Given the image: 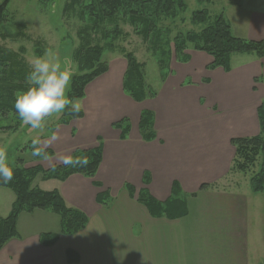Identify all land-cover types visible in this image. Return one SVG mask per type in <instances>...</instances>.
<instances>
[{
  "label": "crops",
  "instance_id": "1",
  "mask_svg": "<svg viewBox=\"0 0 264 264\" xmlns=\"http://www.w3.org/2000/svg\"><path fill=\"white\" fill-rule=\"evenodd\" d=\"M231 2L245 10L247 37L241 38L264 42V0ZM186 54L190 60L172 61L161 89H153L157 95L143 102L125 96L126 61L114 60L107 73L87 86L84 117L69 124H50V133L41 135L40 146L54 151V156L37 160L45 169L64 164V156H72L74 148L96 147L101 139L103 159L95 178L73 174L65 181L47 180L40 174L33 183L44 190L58 189L68 206L88 216V224L75 234H62L53 245H44L41 234L58 232L60 217L44 209L23 212L18 219V236L0 250L1 258H16L19 264H256L248 256L245 224L242 232L236 216H228L234 193L226 189L224 181L234 173L233 138L260 133L264 56L238 53L244 58L234 62V54L232 70L226 72L222 67L209 68L213 57L207 52L188 48ZM120 94L129 106L140 108L136 124H130L129 110H113L121 104ZM247 94L250 101L255 100L253 108H244ZM143 109L154 113L156 138L152 141L141 135ZM125 118L130 131L122 139L114 124ZM83 130L88 136L82 135ZM174 182L178 196L188 203L186 216L154 217L138 201L139 191L147 188L158 201L165 202L174 196ZM126 184L133 186V193ZM102 190L110 193L108 205L98 201ZM15 198L2 215L8 214ZM87 227H98L102 232L93 229L81 235ZM21 228L30 232L29 237L22 236ZM68 250L78 261H69Z\"/></svg>",
  "mask_w": 264,
  "mask_h": 264
},
{
  "label": "trees",
  "instance_id": "2",
  "mask_svg": "<svg viewBox=\"0 0 264 264\" xmlns=\"http://www.w3.org/2000/svg\"><path fill=\"white\" fill-rule=\"evenodd\" d=\"M85 0H69L67 7L83 4ZM4 5L0 7V17L7 16ZM188 9L187 0H88V4L83 10L85 17L86 11L92 15L93 26L88 28L97 29L105 21L114 22L118 17L125 18L135 27L138 33L142 34L146 40L151 41L150 47L158 57L160 69L167 68V58L172 54L169 47L168 35L171 33L169 27H162L166 20H174ZM118 16L117 18H115ZM3 18V17H2ZM6 19V17H4ZM193 24L202 26L201 32H189L177 35L174 39L175 53L178 60L188 62L190 55L185 51L189 44H193L195 50L204 51L213 57V62L209 65L210 69L222 67L226 72L232 70L231 58L238 53H256L259 57L264 56V42L247 40L236 36L223 15H217L212 20L208 10L195 11L192 16ZM117 29V28H116ZM164 32L166 39L164 40ZM110 33H106L108 37ZM87 51L79 54L81 70L83 73L75 75L72 79L70 98H84L86 87L96 78L109 71V64L102 61L103 50L115 48L112 41L106 44L92 45L89 41L81 45ZM171 52V53H169ZM128 60L123 89L126 94L137 102H143L148 98H153L157 94L149 88L145 80L143 65L133 53L127 52L125 55ZM166 61V62H165ZM85 67V69H84ZM29 68L25 62L19 59V55L13 51H8L0 45V110L2 113L14 112L16 91L26 90L27 84L25 77ZM67 114H71V109H67ZM72 116L82 118L84 111ZM260 122V133L256 136L246 138H234L232 143L236 147L232 170L247 172L255 166L258 160L259 169L252 173L250 177L251 189L257 194L264 192V101L258 108ZM64 123H69L65 120ZM121 130L122 139H126L130 124L127 118L114 124ZM140 131L142 138L152 141L156 138L154 131V113L152 110L143 109L141 112ZM100 144L84 150H76L73 157L86 156L90 163L86 167H70L65 164H58L49 169L39 165L26 167L22 158L16 160L15 164H10L14 170V176L10 183L0 180V186L10 188L14 191L16 199L13 203L10 214L5 218H0V249L13 237L18 235L17 224L22 212H29L35 209H50L60 215L61 229L57 233H44L41 242L44 245H53L62 234L72 235L83 229L89 221L88 216L80 209L68 206L64 196L58 189L44 190L34 187L35 178L42 174L44 179H58L65 181L73 174H83L90 178H95L103 159V145ZM35 148V147H34ZM36 151V148L34 149ZM47 158L54 156V151L44 149ZM37 159H45L43 156H35ZM233 170V171H234ZM146 183H148L146 179ZM94 184L101 187L102 184L95 181ZM174 196L165 202L158 201L147 190L143 188L139 191L138 201L143 203L150 214L154 217H168L171 219L181 218L188 214V203L186 199L178 196L177 183L174 182ZM130 192H134L131 184H126ZM108 190L98 194V201L103 205L110 202ZM69 261H78L77 255L68 250Z\"/></svg>",
  "mask_w": 264,
  "mask_h": 264
},
{
  "label": "rangeland",
  "instance_id": "3",
  "mask_svg": "<svg viewBox=\"0 0 264 264\" xmlns=\"http://www.w3.org/2000/svg\"><path fill=\"white\" fill-rule=\"evenodd\" d=\"M67 2H69V0H0V7L4 5V8L7 10V16H3L2 14L0 17V45L8 51L17 53L19 59L24 61L28 68L30 60L43 56L46 50L50 51L58 58L64 70L74 73V77L75 75L83 73L80 66V58H78L79 54H85L87 51L81 46L83 42L89 41L92 45L100 44L102 46L106 44L107 41H112L115 48L113 50L107 48L103 50L102 61L110 65L114 60L122 59L126 61V69H128V60L125 55L127 52L133 53L135 58L140 63L144 64L142 70L149 88L158 91L161 89L164 77L169 75L171 62L178 61L184 63L176 57L177 53H175L174 46L175 37L189 32H201L203 28L192 22V16L195 11L208 10L212 16V20H214L217 15L223 14L231 24L235 35L244 38L247 37V20L245 19V10L243 6L239 7V5L235 7L232 5L233 2H231V0H187L188 9L183 14H180L174 20H166L161 25L164 28L169 27L171 30V33L167 37L170 41L169 47L172 52L171 56L167 58V68L162 70L160 69L158 57L154 54L153 48L151 49L150 47V39L146 40L127 19L116 16L115 18H118L114 22L105 21L101 23L96 30L91 29L88 27L93 26L94 16L92 18V15L89 14L88 11H86L85 17L83 15V10H85L88 0H85L83 4L69 8L67 7ZM4 17H6V19H4ZM106 33H110L108 37H105ZM166 33L167 32H164L163 36H165ZM167 37L165 36L164 40ZM188 48L195 50L193 44H189L187 49ZM234 58V62H238L239 60L241 62L244 56L236 54ZM27 87L29 86L27 85L26 89ZM110 91L112 92V90ZM17 92L19 91H16V94ZM124 94L125 96L128 95L126 93ZM120 97L118 101L121 104L115 106L113 110H116L118 113L129 110V115L131 116L130 124H136L137 120L135 119L137 117L135 116L137 112L139 113L140 108H132L121 94ZM71 99L74 102L82 104V111L88 104V96L81 99ZM151 99L154 98H148L146 100ZM259 100L261 102L264 101V94L259 97ZM254 101L255 100L250 101L249 94H247L246 106L244 108H253ZM259 105L260 104H258L257 107ZM66 112L67 109L65 113L61 114L59 117L50 118L45 128L39 131L32 130L30 126L23 125L17 112L2 113L0 110V147L7 148L9 163L13 165L16 163V160L18 163V160L22 158L23 161L25 160L24 165L26 167L37 165L43 167L41 164H37L38 159L35 157L36 155H33L35 151L33 141L34 139H38L39 144L37 147H41L40 137L42 134L45 136L50 133V124L59 122L64 123L65 120H68L70 123L74 119H79V117L72 116L70 113L67 114ZM251 122H253L252 114ZM82 129H86V126H82ZM78 132L79 130H76V135ZM82 135L88 136V131L83 130ZM78 148L80 147H76L74 150H84ZM234 148L236 149L235 145ZM259 162L260 160H258L255 166L247 172H238L233 169V176L230 175L226 178L224 185L226 189H232L234 193L233 198L231 197L230 214H228V216H232V219H235L236 216V220L241 223L242 232L245 231L244 224L246 226L248 232V256H250L256 264H264V192L256 194L250 186V177L252 173L259 169ZM49 165L50 163L46 166ZM233 170L231 172H233ZM36 182L38 183V181H35V183ZM40 185L46 184L41 182ZM102 187L103 186L100 188ZM104 191L105 190H102V192ZM15 196L14 191L10 188L0 186V218H5L10 214L12 208L8 214L2 215ZM68 199L71 201V198ZM44 210L52 211L50 209ZM52 212L60 217L58 213ZM20 232L24 238L30 235V232H27L23 228H21ZM146 233H148V231ZM43 234L44 233L41 234L40 240ZM20 262L16 258L9 259L7 256L5 258L0 257V264H19Z\"/></svg>",
  "mask_w": 264,
  "mask_h": 264
},
{
  "label": "clouds",
  "instance_id": "4",
  "mask_svg": "<svg viewBox=\"0 0 264 264\" xmlns=\"http://www.w3.org/2000/svg\"><path fill=\"white\" fill-rule=\"evenodd\" d=\"M30 71L25 77V83L29 86L26 90L16 94L14 107L20 121L32 130L42 131L47 121L53 117L64 114L66 109H71V114H78L82 110V104L74 102L69 96L73 72L64 70L58 58L50 51H45L41 57L29 61ZM38 139H34L33 147L36 151L33 155L43 156L47 159L43 147H37ZM63 163L70 167H86L90 161L86 156L66 155ZM14 176V170L10 166L8 150L0 147V180L10 183ZM98 227H87L81 235Z\"/></svg>",
  "mask_w": 264,
  "mask_h": 264
}]
</instances>
